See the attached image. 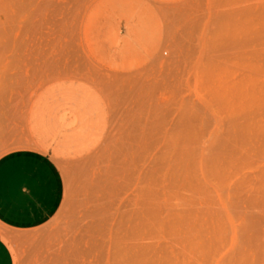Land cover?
Returning <instances> with one entry per match:
<instances>
[{"label": "rangeland", "instance_id": "1", "mask_svg": "<svg viewBox=\"0 0 264 264\" xmlns=\"http://www.w3.org/2000/svg\"><path fill=\"white\" fill-rule=\"evenodd\" d=\"M16 150L62 193L14 264H264V0H0Z\"/></svg>", "mask_w": 264, "mask_h": 264}, {"label": "crops", "instance_id": "2", "mask_svg": "<svg viewBox=\"0 0 264 264\" xmlns=\"http://www.w3.org/2000/svg\"><path fill=\"white\" fill-rule=\"evenodd\" d=\"M61 180L52 163L36 152L16 150L0 157V222L14 229L32 228L60 205ZM0 264H14L0 237Z\"/></svg>", "mask_w": 264, "mask_h": 264}]
</instances>
